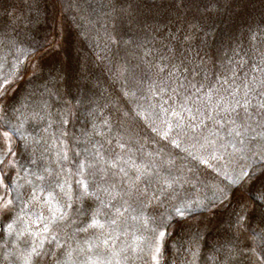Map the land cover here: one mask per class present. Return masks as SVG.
I'll return each mask as SVG.
<instances>
[{
    "label": "rangeland",
    "instance_id": "1",
    "mask_svg": "<svg viewBox=\"0 0 264 264\" xmlns=\"http://www.w3.org/2000/svg\"><path fill=\"white\" fill-rule=\"evenodd\" d=\"M245 100L247 114L236 104ZM261 105L264 0H0V133L11 129L0 196L14 199L6 192L13 181L25 200L33 185L59 182L64 191L56 188L54 203L67 214L51 225L59 247L45 239L39 258L28 254L40 237L6 234L10 217L0 215V264H85L89 257L154 264L160 231L158 264H261ZM161 108L176 113L168 116L174 126L183 121L164 139L152 131L165 127ZM5 149L0 135V155ZM97 152L107 161L120 157L117 168ZM137 168L149 175L129 203L137 211L146 205L148 228L116 218L110 206L99 217L102 229L79 231L90 219L84 210L98 201L77 200V182L125 190ZM164 178L174 183L162 192ZM30 211L51 218L42 200ZM43 227L29 223L28 232L50 239Z\"/></svg>",
    "mask_w": 264,
    "mask_h": 264
},
{
    "label": "snow or ice",
    "instance_id": "2",
    "mask_svg": "<svg viewBox=\"0 0 264 264\" xmlns=\"http://www.w3.org/2000/svg\"><path fill=\"white\" fill-rule=\"evenodd\" d=\"M160 71H163L161 68ZM127 95V93H126ZM133 96H135V92L132 93ZM247 95V94H245ZM167 103V101H165ZM236 104L239 105L241 108L245 110V113H248V101L245 100L243 104L240 103V101H236ZM260 107H264V105H261ZM235 111V109H232ZM138 115L144 117L146 115V110L143 109L141 106V111L138 112ZM169 115H176V113L173 111L172 113H168L166 109L161 108L160 113L158 114V118L160 119L161 124L165 125L164 128L158 129L156 127L152 128V131L157 133L158 135H161V138H169V134L174 130V127L176 129H180L183 127V121L181 120L178 122L175 126L172 124L171 120L168 118ZM250 116V114H248ZM217 124H220L219 120H216ZM232 123L235 124V121L233 120ZM223 127V125H221ZM194 130V129H193ZM11 129L4 131L3 133H0V135L3 136L5 143H6V149L2 155H0V164L4 162V159L6 156H8L11 153L10 148V133ZM237 135H240L239 131L236 132ZM97 135H100V133H97ZM172 143L175 146H179L177 144L176 140H172ZM118 146L123 149L124 145L119 144ZM97 156L100 157V160L103 161V163L107 164L109 168H117L118 161L120 157H116L114 160L107 161L104 159V157L100 156V153L97 152ZM195 158V157H194ZM214 158V157H213ZM201 163H206V160L201 159ZM124 163H128L127 161H124ZM9 166H14L13 162L10 160L8 162ZM89 167H94V165H89ZM84 165H81V172L83 171ZM101 173H103L104 169L101 167L99 169ZM119 171L124 173V176L127 177V172L123 167L119 168ZM136 176L135 178H128L126 182V189L125 190H117L116 186L113 185L110 188H98L97 190H91L90 186L84 181L80 180L78 181V185L80 186V192L78 196L76 197L77 200L81 202H86L91 199H96L98 201V207L92 208L90 205L87 209H85V215L90 214V219L86 225H82L78 228L79 231L86 232L89 228H103L104 225L100 223L99 217L104 214L105 209H109L110 206L115 208L114 215L116 218L120 217H130L134 222L140 223L145 229L148 228L150 223V218L145 215L143 208H146V205L141 208V210L137 211V209L133 208L131 204L129 203V200L133 197L134 193L139 192L137 182L141 181L142 178H146L149 173L145 170H142L141 168L136 169ZM248 173H244V177H247ZM244 177H241L243 179ZM36 179L43 182L44 177L42 175L36 176ZM27 183L31 184V181H27ZM174 183V180H170L168 178H164L162 180V188L161 191H165L166 189H169L172 187V184ZM0 187H4L3 179H0ZM22 187V185H17L15 181L12 182L10 186L6 188V192L15 193L14 199H6L2 196H0V215L8 214L10 219L7 223L6 227L3 228V231L6 234H11L13 231H16L19 237H23L25 233L27 232L28 235L32 236L35 240L38 236L40 237L39 243L35 246L31 247V251L29 252V257L32 255H35L37 258H39L42 255L41 251H38L39 249L44 248L45 239H47V242L49 244L56 243L59 247L58 237L54 232H51V225L55 224L58 221H67V214L65 211H62L61 208L64 206L59 205L58 202L54 203L56 201V188H59L62 192L64 191V185L57 183L55 187H45L42 184L40 185H33L31 188V192L28 194L27 200L24 199V194L18 191V188ZM100 192H103L104 195L107 197V199H101L100 198ZM67 196V199L69 203L67 204L68 208L72 207V196L68 193H65ZM125 197H128V199H125ZM119 200L122 202L118 207L113 205V201ZM258 199L264 200V192H261L258 194ZM43 201L44 204L48 205V212L51 213V218L48 219L44 216L43 212L36 213L34 211H30V205L32 203L39 204ZM14 201H19V211L17 212L15 210V204ZM178 212L181 211V209H176ZM57 213H59L57 215ZM27 217V219H25ZM243 216L241 215L239 217L240 220H243ZM37 221L43 222V232L45 234H50V239H48L46 236H41L38 232H28L29 223L36 224ZM74 223V222H73ZM108 223L111 225H115L117 223V219H111ZM18 224H23V228L15 227ZM164 236V232L160 231L158 232V235L156 236V242L155 245L152 247V260L154 264H158V254L160 253V244L159 240L161 237ZM102 244H107L108 240L105 239L101 241ZM89 252L92 251V247L90 246L88 249ZM135 251V249H133ZM261 256H264V250L261 252ZM97 260H99V264H110V262L104 261L103 259H92L89 257L85 264H97ZM261 264H264V259L261 260Z\"/></svg>",
    "mask_w": 264,
    "mask_h": 264
}]
</instances>
